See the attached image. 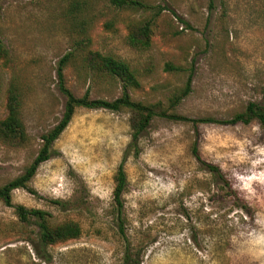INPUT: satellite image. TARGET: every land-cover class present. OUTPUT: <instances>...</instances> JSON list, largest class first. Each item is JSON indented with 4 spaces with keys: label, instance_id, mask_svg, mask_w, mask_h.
I'll list each match as a JSON object with an SVG mask.
<instances>
[{
    "label": "rangeland",
    "instance_id": "1",
    "mask_svg": "<svg viewBox=\"0 0 264 264\" xmlns=\"http://www.w3.org/2000/svg\"><path fill=\"white\" fill-rule=\"evenodd\" d=\"M150 10H119L108 0H0V118L9 85L19 93L26 140L0 142V184L20 174L59 119L64 96L56 65L75 96L111 100L121 82L85 65L87 50L126 62L138 85L131 99L166 106L189 76L188 92L169 111L224 120L261 101L264 85V0H141ZM73 8L71 9V7ZM160 12L150 44L126 43L127 24ZM70 9V10H69ZM87 39V42H85ZM178 66L176 71L164 64ZM129 133L127 113L74 109L28 185L11 202L38 208L52 223L73 220L74 239L36 256V225L19 223L0 201V264H119L123 239L138 264H264V126L195 123L153 117L123 161L126 182L116 217L113 174ZM218 167L221 179L193 158ZM58 200V201H56ZM121 224L122 232L118 230Z\"/></svg>",
    "mask_w": 264,
    "mask_h": 264
},
{
    "label": "trees",
    "instance_id": "2",
    "mask_svg": "<svg viewBox=\"0 0 264 264\" xmlns=\"http://www.w3.org/2000/svg\"><path fill=\"white\" fill-rule=\"evenodd\" d=\"M109 4L119 10H150L153 9L141 0H108ZM73 6L71 7V9ZM160 7L156 6L150 16L139 21L129 22L125 35L126 43L136 48H146L150 44L151 25L154 17L160 12ZM70 10V9H69ZM87 42V39L86 41ZM82 40L76 42L75 52L81 49ZM73 52L69 51L62 55L56 65L57 88L64 96L62 111L57 122L48 129L45 133L40 134V146L37 149L35 156L23 168L22 172L5 183L0 184V201L13 209L17 222L26 223L33 221L36 225V244L39 249H35L36 256L42 260H47L48 255L45 248L57 243L64 242L69 239H74L80 234V226L73 220H64L58 223H52L49 219V214L42 209L27 208L22 204H13L11 202V191L13 189L22 188L28 192L34 190L28 185L29 180L34 175L39 163L46 160L51 155V144L53 140L63 130L74 109L77 107L84 108H102L108 111L116 112L124 110L127 113V125L129 140L123 151V156L116 166L113 174L112 200L116 217L120 215L122 207L121 195L125 188V172L123 169V161L128 154H135L137 148V140L146 129L149 121L153 117H161L177 121H190L195 123L215 122L221 124L248 123L251 119H256L264 126V85L261 88V101H249L245 104L242 111L234 113L231 117L224 120H216L209 117L203 118H186L185 116L169 111L174 105L188 92L190 79L186 77L183 87L175 94H172L167 101V105L163 106L159 102L143 103L138 100L131 99L127 89L134 88L138 85L134 71L130 66L110 55L100 54L97 51L87 50L84 53L83 59L89 70L105 74L115 78L121 82L120 94L111 100L101 98H91L87 91H84L80 96L73 95L64 85L62 77V69L67 61L72 57ZM0 59H7V51L0 42ZM164 69L176 71L178 66L169 63L164 64ZM20 98L19 93L13 85H9L5 94V114L0 118V142L8 146L17 147L23 144L26 140V134L23 124L19 117ZM190 152L199 164L215 176L221 179V174L217 166L212 165L201 159L196 142L193 141ZM58 201V200H56ZM118 230L121 233L122 227L118 223ZM123 254L119 264H138V260L130 254L129 243L123 239Z\"/></svg>",
    "mask_w": 264,
    "mask_h": 264
}]
</instances>
